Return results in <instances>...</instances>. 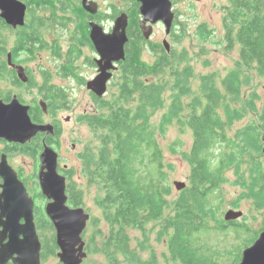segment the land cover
Masks as SVG:
<instances>
[{
	"label": "trees",
	"instance_id": "obj_1",
	"mask_svg": "<svg viewBox=\"0 0 264 264\" xmlns=\"http://www.w3.org/2000/svg\"><path fill=\"white\" fill-rule=\"evenodd\" d=\"M224 9L223 43L226 50L240 48V61L219 81L214 74L201 76L198 91L191 85L195 74L188 51L179 53L171 47L168 52L164 45L153 44L155 60L145 61L146 39L137 21L140 12L137 7L131 11L132 31L117 82L118 92L110 99H100L92 93L96 100L94 110L78 118L80 123L88 125L96 139V143L91 140L79 154L83 163L80 173L89 186L100 188L102 197L98 203L109 227L108 233L98 229L89 238L85 233L88 256L103 255L106 264H158L154 260L143 262L138 257L130 234L140 231L146 236L156 224L161 225L163 236H169L167 264H218L225 254L207 244L195 246L197 234L226 233L241 228L238 231L253 234L251 239H243L247 248L264 231V228L261 232L250 231L237 222L224 220L217 221L216 226L212 224L216 205L213 198L217 196L224 201L222 188L229 181L230 171L236 173L246 186L244 189H251V126L239 129L234 135L230 132L240 119L236 105L248 85V72L254 70L264 78V0H230ZM83 35L88 37L84 30ZM213 35L207 25L201 26V38L208 40ZM168 91L172 104L160 122V132L165 133L177 120L180 130L185 132L189 128L193 136L191 150L179 151L190 165L191 173L187 188L179 192L175 201L170 200V177L153 123L157 113L167 108ZM55 94L67 102L66 91L57 89ZM189 96L192 98L186 104L184 98ZM181 144L177 140L171 150L178 152ZM39 145L32 146L31 153L38 152ZM63 172L68 178V204L84 207L85 191L72 182L73 170ZM262 179L264 174L257 180L258 197L264 192ZM41 209L39 206L36 214ZM42 238L46 239L43 258L57 255L56 231L50 220ZM239 249L233 251L235 264L242 259L243 248Z\"/></svg>",
	"mask_w": 264,
	"mask_h": 264
},
{
	"label": "rangeland",
	"instance_id": "obj_2",
	"mask_svg": "<svg viewBox=\"0 0 264 264\" xmlns=\"http://www.w3.org/2000/svg\"><path fill=\"white\" fill-rule=\"evenodd\" d=\"M113 3V5H120L118 0H113ZM229 5L230 0L182 1L177 6L179 18L177 20L178 23L173 26L171 31L172 36L167 35L165 26H157L155 33L151 37L152 43L148 42L144 45L145 54L143 58L147 62H154L155 54L151 49L153 43L154 45H164V41L168 40L171 47L179 53L188 51L190 65L195 74L191 82L194 90H199L200 77L203 75L214 74L217 76L218 81L226 77L240 61V48L226 50V45L223 43V38L225 37L224 8ZM202 25H207L214 34L208 40L200 36ZM86 55H92V53L86 51ZM43 58L42 63L48 64L49 59H47V55H44ZM87 62H89L88 57L83 55L77 64L81 66L80 75L87 80H91L93 79V69L87 65ZM248 73L250 75L247 81L248 85L243 88L241 102L236 105L241 112L239 113L240 119L235 124L234 130L230 132L231 135H234L239 129L248 126L252 119L251 111L255 109L260 110L264 103V79L255 76L252 72ZM53 75L54 83L65 88L67 95H71V107L63 110L60 114L63 132L61 147L62 165L67 166L66 169L73 170V173H71L73 174L71 175L72 182L85 191L84 208L91 215V220L85 233L88 238L98 229H103L108 233L109 227L103 218V210L98 203V200L102 197L101 190L99 187L89 186L80 173L83 163L79 154L91 140H94L96 143V139H94V134L88 125L84 122L80 123L78 118L81 115L91 113L95 105L94 96L92 92L87 90L86 86L78 85L76 81L68 78L65 74ZM117 77L118 75L112 83L108 96H106L107 99H110L111 96L118 92ZM171 96V92L168 91L167 108L157 113L153 118V123L157 128L156 133L165 156L166 171L170 177L169 184L172 187V195L171 199H169L175 201L179 194L174 185L175 182L182 181L188 184L191 173L190 165L184 160L179 151L184 150L189 152L191 150L193 136L189 128H186V131L182 132L177 125V120H174V123L167 127L165 133L162 134L160 132V122L172 104ZM190 98L192 96L184 98V102L187 104ZM184 111L183 114L186 116L187 110ZM68 117L71 119L70 121H66ZM179 139L182 144L177 147L178 152L175 153L171 150V146ZM14 163L18 168H23L22 170L26 174H30L34 170L33 164L35 163L31 155L19 156L15 158ZM227 177L229 181L222 188L224 201L217 196L213 198L216 205L214 206V220L212 224L216 226L217 221H225L226 213L230 210H236L244 213L243 218L236 221L237 223L241 226H246L250 231L257 230L261 232L264 228V196L258 197L253 185H251V189H244L246 186L242 185V181L239 180L235 172L230 171ZM161 230V225L155 224L146 236H143L140 231L130 232L132 248L143 262L154 260L158 264H167L169 236H163ZM238 230H241V228L230 229L226 233L219 231L208 233L203 231L195 236V246L207 244L218 248L221 253L225 254V256L219 258L218 264H235L233 251L240 250V247L244 251V244L247 241H243V239H251L253 237L252 232L247 233ZM59 263L58 255H53L44 262V264ZM84 264H106V261L103 255L95 254L88 256ZM173 264L180 263L174 262Z\"/></svg>",
	"mask_w": 264,
	"mask_h": 264
},
{
	"label": "flooded vegetation",
	"instance_id": "obj_3",
	"mask_svg": "<svg viewBox=\"0 0 264 264\" xmlns=\"http://www.w3.org/2000/svg\"><path fill=\"white\" fill-rule=\"evenodd\" d=\"M18 1L26 4L25 24L23 26L14 27L8 24L1 17L0 10V103L5 107H9L17 100L20 104L29 108V114L35 124L53 126L54 135L40 133L24 145L11 143L0 138V163L2 157L5 156L9 166L17 173L19 180L24 184L29 197L35 202L34 222L42 244L41 264H44L47 259L43 258V247L46 239L42 238V234L47 233V225L50 219L46 213V206L49 201L44 195V198L40 197L42 192L39 180L42 165L41 155L44 152L45 145L51 146L59 155V173L66 176L63 170H66L67 166L62 165L63 132L60 114L63 110L71 107L72 101L70 94L67 95L68 100L66 103L62 102L59 96L55 94L57 89L60 91H65L66 89L54 83L53 74H65L68 78L76 81L78 85H83L87 88V83L95 79L99 74L100 66L98 61L101 58L91 39L92 25L95 24L101 27L106 35H111L116 20L125 13L129 17L128 36L130 37L129 34L132 31L131 11L135 7L138 8L140 14L137 21L140 28V23L144 19L141 15L143 4L137 0H118L120 5H113V0H89L98 5L97 13L92 15L84 9L83 0ZM171 1L175 14L174 26L178 23L177 20L179 18L177 6L184 0ZM157 26L165 25L162 22L155 25L154 33ZM83 30L88 33V37H84ZM169 36H172V34H169ZM148 42L152 43V39L146 40L145 44ZM86 51H90L92 55H86ZM144 54L143 51V57ZM44 55H47V59H49L48 64L42 63ZM83 55L88 57L89 62H87V65L93 69V79L91 80H87L80 75L81 66L77 62ZM124 62L122 60L114 63L117 70L112 72L113 78L108 83L107 93L101 99H107L106 96H108L116 76L118 75L117 79H119L122 75L121 70ZM252 73L264 79L256 71L253 70ZM94 101L96 103V100ZM94 108L95 105L92 110ZM251 117L252 119L249 122L252 139L250 164L253 180L251 184L256 189L257 180L259 181L264 174V103L260 110L251 111ZM70 120L69 117L66 119V121ZM35 144L39 145V150L31 153V147ZM27 149L29 153L26 152ZM26 154L34 158V170L30 174H26L22 170L23 168H18L14 163L15 158ZM261 183L264 186V179L261 180ZM4 185L5 180L0 175V205L5 200L1 197L4 192ZM39 198L41 200H38ZM39 206L42 208L39 211L41 218L39 217V212L36 214ZM1 214L2 211L0 210V232L4 229L1 226V222L7 223V217L4 216L1 220ZM25 223V220L21 219L20 226L25 225ZM8 241L9 239L5 240L4 243L7 244ZM8 264H14L13 260L9 261Z\"/></svg>",
	"mask_w": 264,
	"mask_h": 264
},
{
	"label": "water",
	"instance_id": "obj_4",
	"mask_svg": "<svg viewBox=\"0 0 264 264\" xmlns=\"http://www.w3.org/2000/svg\"><path fill=\"white\" fill-rule=\"evenodd\" d=\"M142 3L141 15L144 19L140 29L146 40L154 33V26L162 22L167 34H171L175 14L171 0H137ZM84 9L94 15L98 5L89 0H83ZM1 17L14 27L25 24L26 4L18 0H0ZM149 24V25H148ZM91 39L100 55L98 76L87 83V88L98 98H103L108 90V83L113 78L117 68L114 63L126 60V46L129 43V17L122 14L115 23L113 33L106 35L102 28L92 25ZM164 47L171 51V44L165 40ZM23 77V76H22ZM54 135L51 125H38L32 121L29 108L17 100L9 107L0 103V138L11 143L26 144L38 134ZM59 155L51 147L45 145L41 155L39 180L43 195L48 199L46 213L56 230L57 253L61 264H84L88 257L84 234L91 220V215L84 207H71L68 203V180L59 173ZM0 175L5 180L4 192L1 195L4 202L0 205L1 220L7 217V223L0 232V264H41L42 244L34 222L35 202L29 197L24 184L17 173L9 166L7 158L2 157ZM178 192L185 190L187 183L176 181ZM242 211L230 210L225 215L227 223L242 219ZM21 219L25 225L20 226ZM9 239L8 243L4 241ZM16 256V257H15ZM237 264H264V231L257 241L244 249L242 259Z\"/></svg>",
	"mask_w": 264,
	"mask_h": 264
}]
</instances>
